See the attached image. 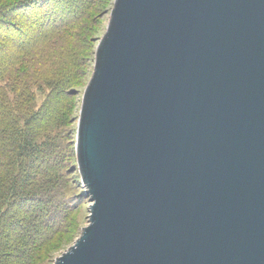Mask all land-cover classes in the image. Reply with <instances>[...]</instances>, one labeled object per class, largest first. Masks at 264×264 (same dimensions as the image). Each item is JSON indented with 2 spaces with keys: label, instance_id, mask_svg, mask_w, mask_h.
I'll list each match as a JSON object with an SVG mask.
<instances>
[{
  "label": "water",
  "instance_id": "95a60500",
  "mask_svg": "<svg viewBox=\"0 0 264 264\" xmlns=\"http://www.w3.org/2000/svg\"><path fill=\"white\" fill-rule=\"evenodd\" d=\"M79 102L85 223L53 264H264V0H111Z\"/></svg>",
  "mask_w": 264,
  "mask_h": 264
},
{
  "label": "trees",
  "instance_id": "16d2710c",
  "mask_svg": "<svg viewBox=\"0 0 264 264\" xmlns=\"http://www.w3.org/2000/svg\"><path fill=\"white\" fill-rule=\"evenodd\" d=\"M92 3L0 0V264H34L78 207L58 129L80 74L73 19Z\"/></svg>",
  "mask_w": 264,
  "mask_h": 264
},
{
  "label": "rangeland",
  "instance_id": "374dc122",
  "mask_svg": "<svg viewBox=\"0 0 264 264\" xmlns=\"http://www.w3.org/2000/svg\"><path fill=\"white\" fill-rule=\"evenodd\" d=\"M110 1L111 0H93V3L88 8L87 14L84 18L80 20L79 16L78 18L74 17L73 19L76 24L74 29L75 34H79V41L74 45V49H76V45H80L78 50L82 54L81 62H79L80 74L77 76L78 78L75 80L73 86H71V89H69L70 98L67 99L63 107L65 121L62 123V127L58 130L66 132L65 140L70 147L68 155L70 160L67 164V176L69 180L67 182H69L71 187L69 191L70 195H76L79 204L72 214L70 225L67 230L65 232H60V234H56L57 236H55L46 245L43 252L37 256L34 264H53V257L70 242L75 235L74 233H76L85 223L84 220L86 219L89 197L84 194H82V196L79 195L80 191L83 193L84 188L81 184V177L79 175L75 158V128L77 124L79 102L81 100L87 75L89 74L92 62L94 61V53L92 50L93 40L98 37L97 35H99L103 22L107 17Z\"/></svg>",
  "mask_w": 264,
  "mask_h": 264
}]
</instances>
